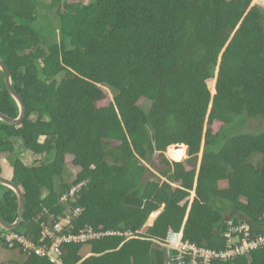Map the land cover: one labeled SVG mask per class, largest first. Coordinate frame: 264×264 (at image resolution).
Instances as JSON below:
<instances>
[{
	"label": "trees",
	"instance_id": "1",
	"mask_svg": "<svg viewBox=\"0 0 264 264\" xmlns=\"http://www.w3.org/2000/svg\"><path fill=\"white\" fill-rule=\"evenodd\" d=\"M42 6L0 0V57L27 107L18 126L0 120V158L27 200L12 231L39 245L46 225L70 219L58 235L116 234L66 243L61 262L10 247L0 234L1 246L24 257L0 264H175L173 239L223 250L230 222L264 236V131L245 132L249 120L264 123V8L253 0H49L58 16L49 40L36 27ZM0 112L19 116L1 70ZM22 139L41 156L34 166L17 153ZM173 146L187 147L189 159L170 160ZM68 155L81 168L72 182ZM0 187V216L15 223L19 197ZM213 264H264V252Z\"/></svg>",
	"mask_w": 264,
	"mask_h": 264
},
{
	"label": "built area",
	"instance_id": "2",
	"mask_svg": "<svg viewBox=\"0 0 264 264\" xmlns=\"http://www.w3.org/2000/svg\"><path fill=\"white\" fill-rule=\"evenodd\" d=\"M76 190L77 188L73 189L72 194ZM69 223L70 219L59 222L55 229L46 225L39 245L26 236L13 231H5L0 228V234H3L10 247L22 245L30 253L50 256L57 262H61L59 255L62 254V247L66 243H88L92 240H99L106 235L116 234L97 232L91 227L75 235H58L57 233L62 232ZM166 246L178 253L175 264L230 263L244 257H250L254 253L264 252V236L256 235L248 224L230 222L225 234V248L223 250H210L200 248L194 244L184 243L182 237L178 240L169 241Z\"/></svg>",
	"mask_w": 264,
	"mask_h": 264
},
{
	"label": "rangeland",
	"instance_id": "3",
	"mask_svg": "<svg viewBox=\"0 0 264 264\" xmlns=\"http://www.w3.org/2000/svg\"><path fill=\"white\" fill-rule=\"evenodd\" d=\"M39 2L43 5L42 7L39 8V13L40 16H43L42 20H39V22L36 23V27L38 29H41L45 36L48 37V39L50 40L52 37L51 35L53 34L51 32V29L53 27H57L58 26V16L56 14V10H50L48 11V4H49V0H39ZM253 5H259L260 7L264 8V0H253ZM46 16V17H45ZM45 17V18H44ZM59 39V36L57 34L56 39ZM110 92V91H109ZM216 89L214 88L213 90V95H215ZM111 95V92H110ZM139 103L143 106V107H147L149 105V102H146V100L141 99L139 101ZM237 126V123L235 124V127ZM251 132V133H257V132H262L264 131V123L262 121H252L249 120L247 121V126L245 129V132ZM229 132H232V129L229 130ZM237 132V131H235ZM233 132V133H235ZM16 149H17V153L20 155L21 160L24 162L25 165L27 166H34L37 164V162L39 160H41V156L36 155L28 150H26L24 148V146L21 145L20 141L16 142ZM171 151L175 152V151H184L185 152V156H183L182 158H180L179 160H177V158H172L169 156V154L171 155ZM167 156L170 158V160L174 161V162H182L185 160L189 159L188 156V148L185 146H173L171 148L168 149L167 151ZM203 156V152L199 155L200 159H202ZM73 156L72 155H68L67 156V160H66V168H65V178L66 181L68 182H72L73 180L76 179V177L78 176L81 168L77 167L74 165L73 163ZM258 160H261V156H255L252 159V163L256 164V162ZM201 161V160H200ZM0 162L2 165V169L3 172L5 173V175L7 176V178H12L13 177V166L11 164V162L7 159V155H2L0 158ZM200 165V162H199ZM153 173L157 176H159V174L157 173V171H153ZM2 187H0V192L2 191ZM195 197V194H193V197L191 200H193ZM162 212H159L157 214H155L149 222V226H152L154 224V222L156 221V219L158 218V214H160ZM85 253H91V247L87 246L85 249ZM89 256V255H88ZM20 260L22 261V259H24L23 255L20 254L19 251L17 250H8L5 246H1L0 245V262H8L9 260Z\"/></svg>",
	"mask_w": 264,
	"mask_h": 264
},
{
	"label": "water",
	"instance_id": "4",
	"mask_svg": "<svg viewBox=\"0 0 264 264\" xmlns=\"http://www.w3.org/2000/svg\"><path fill=\"white\" fill-rule=\"evenodd\" d=\"M0 70L4 74L5 84L7 86L10 95L15 99L19 107V116L17 118H12L0 112V120L9 125L18 126L22 124L23 121L25 120L27 107L23 97L19 94V92L15 89L13 85L12 75L9 67L3 62L1 57H0ZM216 94L217 92H215V95ZM22 141L24 143L23 139ZM24 148H26L25 143H24ZM0 184L12 189L17 194L20 200V214H19V218L15 223H9L0 216V228L5 231H12L14 229L20 228L25 220L26 212H27V200L25 198L23 190L10 178L0 175ZM160 215L161 214H159L157 217H159Z\"/></svg>",
	"mask_w": 264,
	"mask_h": 264
},
{
	"label": "bare ground",
	"instance_id": "5",
	"mask_svg": "<svg viewBox=\"0 0 264 264\" xmlns=\"http://www.w3.org/2000/svg\"><path fill=\"white\" fill-rule=\"evenodd\" d=\"M184 154H185L184 151H175V152H172L171 151V155L169 154V156L172 157V158L175 157V158H177V160H179L180 158H182L183 156H185Z\"/></svg>",
	"mask_w": 264,
	"mask_h": 264
},
{
	"label": "crops",
	"instance_id": "6",
	"mask_svg": "<svg viewBox=\"0 0 264 264\" xmlns=\"http://www.w3.org/2000/svg\"><path fill=\"white\" fill-rule=\"evenodd\" d=\"M160 214H161V213H160ZM154 215H155V214H154ZM154 215H153V216H154ZM158 215H159V214H158ZM157 219H158V218H157ZM157 219H156V220H157ZM154 223H155V222H154ZM153 225H154V224H153ZM153 225H152V226H153Z\"/></svg>",
	"mask_w": 264,
	"mask_h": 264
}]
</instances>
